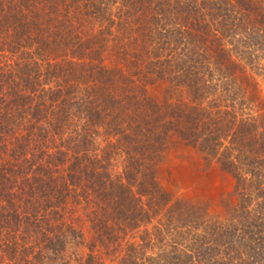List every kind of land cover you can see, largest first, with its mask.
<instances>
[{
    "label": "trees",
    "instance_id": "trees-1",
    "mask_svg": "<svg viewBox=\"0 0 264 264\" xmlns=\"http://www.w3.org/2000/svg\"><path fill=\"white\" fill-rule=\"evenodd\" d=\"M262 76L264 0H0V263L264 264ZM172 137L224 218L160 187Z\"/></svg>",
    "mask_w": 264,
    "mask_h": 264
},
{
    "label": "rangeland",
    "instance_id": "rangeland-1",
    "mask_svg": "<svg viewBox=\"0 0 264 264\" xmlns=\"http://www.w3.org/2000/svg\"><path fill=\"white\" fill-rule=\"evenodd\" d=\"M257 83L258 98L264 104V76L258 77ZM147 91L154 98H162L160 86L149 87ZM251 109L255 111L253 107ZM156 172L160 187L170 195L172 202L182 200L200 204L207 209L209 215L218 218H224L227 203H235L232 196L234 181L231 176L222 172L214 161H206L201 153L175 137L169 140L167 148L157 162ZM17 235L28 245L30 235L27 233ZM129 242L139 243L137 239H131ZM45 255L53 256L51 253ZM7 263L9 261L5 257L0 264Z\"/></svg>",
    "mask_w": 264,
    "mask_h": 264
}]
</instances>
